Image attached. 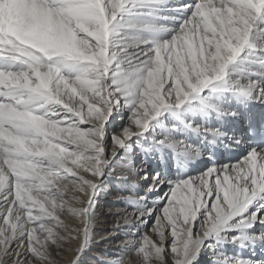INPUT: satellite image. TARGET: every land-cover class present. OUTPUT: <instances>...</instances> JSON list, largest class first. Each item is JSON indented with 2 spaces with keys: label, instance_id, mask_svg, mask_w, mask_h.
Wrapping results in <instances>:
<instances>
[{
  "label": "snow or ice",
  "instance_id": "obj_1",
  "mask_svg": "<svg viewBox=\"0 0 264 264\" xmlns=\"http://www.w3.org/2000/svg\"><path fill=\"white\" fill-rule=\"evenodd\" d=\"M53 250L264 264V0H0V264Z\"/></svg>",
  "mask_w": 264,
  "mask_h": 264
},
{
  "label": "bare ground",
  "instance_id": "obj_2",
  "mask_svg": "<svg viewBox=\"0 0 264 264\" xmlns=\"http://www.w3.org/2000/svg\"><path fill=\"white\" fill-rule=\"evenodd\" d=\"M112 209L113 208H109L108 211H112ZM115 210H117V209L115 208ZM65 222L72 227H75L78 224V222L75 221L72 217H67ZM72 246H74V244ZM99 247L101 249H104V247L102 245H100ZM229 251H231V250H229ZM99 253H100L99 251H93L92 255H95V254L98 255ZM70 256H71L70 252H64V256H62L63 258H58V256H56V258L55 257L54 258H55V260H57V264H68V258H70ZM208 258L209 257L205 256L203 261H202V264H207ZM133 259H134V257H133ZM93 264H94V262H93Z\"/></svg>",
  "mask_w": 264,
  "mask_h": 264
},
{
  "label": "rangeland",
  "instance_id": "obj_3",
  "mask_svg": "<svg viewBox=\"0 0 264 264\" xmlns=\"http://www.w3.org/2000/svg\"><path fill=\"white\" fill-rule=\"evenodd\" d=\"M103 203V202H102ZM114 209V210H113ZM112 209V211H116L115 210V208H113ZM66 218L67 217H64V220H66ZM106 221H105V223H103V224H101L100 225V227H104V228H106V227H110L111 226V223H112V221H111V219L110 218H106L105 219ZM103 247H104V249H107V250H109V251H112V252H114L115 250H116V246L115 245H102ZM100 254V253H99ZM99 254L98 255H93V256H99ZM53 256L56 258V254H55V250H53ZM62 256H64V253H61L59 256H58V258H63ZM208 260H209V258H208ZM57 261V260H56Z\"/></svg>",
  "mask_w": 264,
  "mask_h": 264
}]
</instances>
